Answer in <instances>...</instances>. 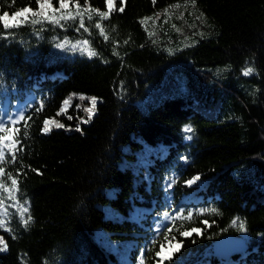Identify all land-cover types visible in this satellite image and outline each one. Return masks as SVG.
Wrapping results in <instances>:
<instances>
[{
    "label": "trees",
    "instance_id": "1",
    "mask_svg": "<svg viewBox=\"0 0 264 264\" xmlns=\"http://www.w3.org/2000/svg\"><path fill=\"white\" fill-rule=\"evenodd\" d=\"M89 2L106 10L105 0ZM29 5L36 0H0V14ZM119 6L125 11L103 22L107 42L92 29L96 57L55 47L80 38L71 26L45 25L39 37L23 26L0 38V114L21 106L32 116L26 139L20 125L23 153L5 165L23 173L17 196L32 221L25 227L8 208L16 239L0 229L8 244L0 264H158L168 227L182 247L163 264H264V0ZM151 16L159 31L149 36L140 21ZM246 66L255 69L250 76L242 75ZM75 93L97 97L96 114L81 131L71 123L43 134L45 119L70 121L57 113ZM146 146L161 148L140 174L132 162L122 166ZM107 205L122 217L107 216ZM177 211L193 216L173 221ZM237 218L246 232L232 224ZM191 228L203 232L179 235ZM227 235L243 238L247 250L217 257L213 243Z\"/></svg>",
    "mask_w": 264,
    "mask_h": 264
},
{
    "label": "snow or ice",
    "instance_id": "2",
    "mask_svg": "<svg viewBox=\"0 0 264 264\" xmlns=\"http://www.w3.org/2000/svg\"><path fill=\"white\" fill-rule=\"evenodd\" d=\"M155 2L156 0H153V4H155ZM125 3L126 0H121V5H124ZM191 3L194 6L195 0H191ZM36 5L37 7L35 9L29 5L18 9L11 15L7 12L0 14V38L9 39L13 35V32L10 30H18L23 26H31L38 37L40 36V33L46 30L45 25H52L53 27L61 29H67V27L71 26L74 28L75 32L80 34V38L74 40L73 38L64 37L63 39L56 41L55 47L63 51L79 52L81 55H86L88 58L99 55V53L92 47L91 39H89L93 35L92 29L98 30V35L107 42L109 40V34L103 22L108 20L113 12L118 11L123 13L125 11L124 6L116 7V0H105L106 10L104 11L92 7L89 0H84L83 5L80 3V0H58V7L53 5V0H36ZM171 7L179 8L180 5L176 4ZM167 12L168 10L166 9V15ZM159 15L160 14L157 13L156 17L158 18ZM94 17H97L98 19H95V22L93 23ZM147 19L151 18H144L140 23L143 25ZM86 20L89 23L86 24ZM166 22L167 20H165V23ZM84 34H87L88 38H86ZM149 35L151 36L152 33H149ZM115 43L116 47H119V43ZM124 43L127 44L128 41L125 40ZM113 54L119 55V53L115 51V48L113 49ZM254 71L255 69L253 67L246 66L242 69V75L250 76ZM79 99L81 101H90V107L84 108V112L88 118L81 121L82 123H88L95 115L98 98L81 95L79 96ZM70 100L71 97L63 101V106L57 115L65 112ZM43 108L44 101L40 100L38 106L35 108V112L39 113ZM26 111V109H22L17 113L8 116L0 114V229L8 232L12 236V239H16V236L13 234L12 229L9 226L10 217L13 214L8 211V208L16 209V212L19 213L20 222L25 227H27L32 221L28 201L22 203L17 196L20 191L19 177L23 175V173L21 172V169L17 168L15 169L14 175L13 172L6 171L5 167V165L16 164L18 161V154L23 153L24 151L23 141L20 139V125L23 123L25 129L23 135L26 139L28 137L27 121L32 119L31 115H26ZM68 119L71 120L72 117L68 116ZM49 125H54L56 128H65L63 123H59L52 119H45L41 129L43 134H48L51 131ZM75 130L81 131L79 127ZM193 131L194 129L191 126H186L184 128V132L186 133H192ZM188 139H191V136H188ZM21 167H23L22 163ZM32 170L37 171L36 169ZM199 180L200 177L195 176L185 181V183L190 187ZM6 201H11L12 203L6 205ZM206 211H210L214 214L217 212L216 209H200V213ZM165 216L167 217L168 214L166 213ZM192 216V212H188L185 216L183 211H177L172 219L173 221L180 218L190 220ZM203 223L209 227L211 226L207 220L203 221ZM232 224L237 226L240 231H247L244 222L240 221L238 218L233 220ZM172 232V227L165 229L163 235L164 242L160 243L159 250L155 253L156 257H159L158 264H163V261L165 260L170 262L173 259L174 253L179 252L182 247V240H177L175 236L169 238V235ZM202 232L203 229L191 228L190 230L180 231L179 235L186 238L192 236L193 233L200 235ZM7 250L8 244L4 237L0 235V252H5Z\"/></svg>",
    "mask_w": 264,
    "mask_h": 264
},
{
    "label": "rangeland",
    "instance_id": "3",
    "mask_svg": "<svg viewBox=\"0 0 264 264\" xmlns=\"http://www.w3.org/2000/svg\"><path fill=\"white\" fill-rule=\"evenodd\" d=\"M147 18H151V19H147L145 21V23L143 24V27L146 30L148 35H149V33H152V35H153V33H156V32L159 31V28H158L159 25H157L153 21V16L147 17ZM77 53H79V52H77ZM81 95L87 96V97H93V96H88V95L81 94V93H75V95L72 94L71 96H69V97H71L70 103L67 106L65 112H62V113H65L64 117L71 116L74 119H71L70 121H65V122H64V120L62 122H59L57 120V122L63 123L65 125V128H69L71 126L73 127L74 123H78L77 127H80L81 124H84L81 121L82 120H86L88 118L86 113L84 112V108L90 107V101H88V100L81 101L79 99V96H81ZM18 108H17V110H18ZM71 109H74V112H72V111L68 112ZM95 114H96V112H95ZM71 123H73V124H71ZM51 126L56 128L54 125H49V127H51ZM160 148L161 147L146 146L141 152L138 153V159L137 160H135V161H133L131 159L130 160H125L124 163L122 164V166L124 168H126V167H128V165H131L130 162H132V163H134L133 169L135 170L136 173L140 174V168H143L144 166H148L150 164V161L152 159H154L153 156H158L159 155ZM165 152H166V150L163 148V151H161L160 154L163 156L165 154ZM109 206L110 205H107V206L104 207V211H105L107 216H109V217H122L120 214L115 213L113 211V209L111 207H109ZM102 244H104L106 247L109 245V243L106 240H103Z\"/></svg>",
    "mask_w": 264,
    "mask_h": 264
},
{
    "label": "water",
    "instance_id": "4",
    "mask_svg": "<svg viewBox=\"0 0 264 264\" xmlns=\"http://www.w3.org/2000/svg\"><path fill=\"white\" fill-rule=\"evenodd\" d=\"M247 247V243L243 238L227 235L213 243V252L218 257L228 258L231 254L245 252Z\"/></svg>",
    "mask_w": 264,
    "mask_h": 264
}]
</instances>
